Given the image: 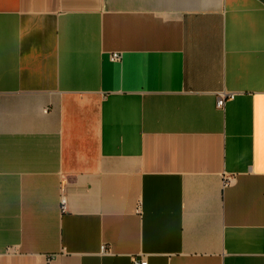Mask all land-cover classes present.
<instances>
[{"label":"crops","instance_id":"1","mask_svg":"<svg viewBox=\"0 0 264 264\" xmlns=\"http://www.w3.org/2000/svg\"><path fill=\"white\" fill-rule=\"evenodd\" d=\"M134 258L264 264V2L0 0V264Z\"/></svg>","mask_w":264,"mask_h":264},{"label":"built area","instance_id":"2","mask_svg":"<svg viewBox=\"0 0 264 264\" xmlns=\"http://www.w3.org/2000/svg\"><path fill=\"white\" fill-rule=\"evenodd\" d=\"M121 53L120 52H114L111 54V59L112 60H119L121 58ZM234 97V94H229V93H226V92H221L219 93V96L217 98V106L218 107H223L226 103V101L230 98H233ZM62 210L65 209L66 207V199L64 197H62ZM105 248V246L103 247V249ZM133 263L134 264H147V262L145 260H142V261H138L134 258L133 260Z\"/></svg>","mask_w":264,"mask_h":264},{"label":"water","instance_id":"3","mask_svg":"<svg viewBox=\"0 0 264 264\" xmlns=\"http://www.w3.org/2000/svg\"><path fill=\"white\" fill-rule=\"evenodd\" d=\"M261 1H263V2H264V0H261Z\"/></svg>","mask_w":264,"mask_h":264}]
</instances>
